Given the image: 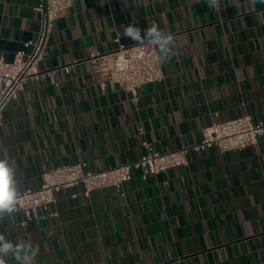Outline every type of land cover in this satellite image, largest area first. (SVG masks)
I'll use <instances>...</instances> for the list:
<instances>
[{
	"label": "crops",
	"instance_id": "0c3cea01",
	"mask_svg": "<svg viewBox=\"0 0 264 264\" xmlns=\"http://www.w3.org/2000/svg\"><path fill=\"white\" fill-rule=\"evenodd\" d=\"M37 2L0 0V58L13 60L37 37ZM153 22L174 36L176 54L136 100L111 82L103 90L83 62L69 75L29 81L8 104L0 159L14 168L17 192L65 164L100 171L134 162L144 140L166 152L195 144L217 120H264V0H221L215 9L207 0H74L40 66L82 62L116 49L117 39L137 44L124 26L143 34ZM188 158L147 181L135 170L123 194L112 187L73 199L82 188L60 191L27 225L19 212L0 219V232L37 246L35 264H264V136L256 146Z\"/></svg>",
	"mask_w": 264,
	"mask_h": 264
},
{
	"label": "built area",
	"instance_id": "2783aa9c",
	"mask_svg": "<svg viewBox=\"0 0 264 264\" xmlns=\"http://www.w3.org/2000/svg\"><path fill=\"white\" fill-rule=\"evenodd\" d=\"M74 0H38L34 10L38 15L40 28L36 38L24 42L14 59L7 61L0 58V120L8 104L19 98L29 81L40 82L47 78L55 79L58 72L71 74L76 66L86 62L92 74L98 79L103 90L107 83L119 85L129 92L133 99L138 97V90L146 84L163 79L162 63L159 62L157 50L149 44H125L117 39L118 47L110 52H93L79 62L74 60L56 68H41L40 64L47 51L48 41L56 21L73 5ZM58 85L59 82L55 81ZM144 133V128L139 130ZM264 136V120L255 121L251 115H243L230 120H217L202 129V137L195 144L177 150L161 152L151 142L144 140V153L134 162H128L94 171L87 161L65 164L42 174L38 188H28L17 192V204L14 212L24 215L23 225L37 218L39 209L48 211L57 202L56 194L60 191L82 188L71 193L76 199L80 194L89 198L95 190L116 188L124 193V184L133 178L135 170L147 181L175 167L187 166L189 154L203 153L213 148L221 153L242 150L256 146ZM50 217L55 212L48 214ZM46 217V216H44Z\"/></svg>",
	"mask_w": 264,
	"mask_h": 264
},
{
	"label": "clouds",
	"instance_id": "9594fccd",
	"mask_svg": "<svg viewBox=\"0 0 264 264\" xmlns=\"http://www.w3.org/2000/svg\"><path fill=\"white\" fill-rule=\"evenodd\" d=\"M209 7H219L221 0H207ZM123 36L137 44H149L157 50L160 63H165L176 54L174 36L153 22L146 31L131 23L123 28ZM17 204L15 170L8 160L0 159V219L10 216ZM39 248L27 242L13 243L0 232V264L14 260L15 264H35Z\"/></svg>",
	"mask_w": 264,
	"mask_h": 264
}]
</instances>
